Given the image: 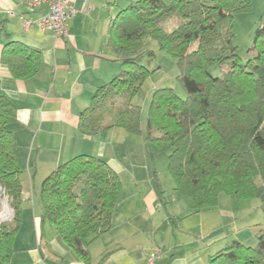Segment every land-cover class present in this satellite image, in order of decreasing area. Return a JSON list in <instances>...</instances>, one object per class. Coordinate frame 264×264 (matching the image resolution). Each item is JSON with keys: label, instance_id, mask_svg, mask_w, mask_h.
Wrapping results in <instances>:
<instances>
[{"label": "trees", "instance_id": "16d2710c", "mask_svg": "<svg viewBox=\"0 0 264 264\" xmlns=\"http://www.w3.org/2000/svg\"><path fill=\"white\" fill-rule=\"evenodd\" d=\"M251 5L252 0H136L121 9L107 38L121 69L96 89L79 115L84 135L115 127L140 134L142 109L135 98L157 70L143 62L155 55L149 40H157L176 58L187 96L171 87L153 92L147 139L167 153L175 190L191 213L216 208L221 193L256 197L264 212V25L255 31L246 62L237 52L232 27L235 14ZM40 54L38 48L11 40L1 60L16 78L25 79L38 73ZM16 113V104L0 92V184L14 212L0 224V264H13L22 221L23 168L9 127ZM154 178L163 194L156 171ZM122 192L118 172L104 158L75 155L43 179L42 221L88 262V247L110 230ZM209 264H264V228L256 247L230 240L210 256Z\"/></svg>", "mask_w": 264, "mask_h": 264}, {"label": "crops", "instance_id": "0c3cea01", "mask_svg": "<svg viewBox=\"0 0 264 264\" xmlns=\"http://www.w3.org/2000/svg\"><path fill=\"white\" fill-rule=\"evenodd\" d=\"M134 1L89 0L85 6L84 0H75L67 35L59 37L36 24L49 11L46 4L30 10L27 0H0V92L17 106L9 127L18 144L22 189L24 173L39 185L59 164L81 153L101 156L121 171L122 165L106 154L109 135L118 128L89 136L78 125L96 89L121 69L107 45L108 31L121 9ZM25 20L32 22L27 29ZM11 40L41 51L35 76L16 78L3 63V47ZM131 175L133 182L123 186L110 230L88 247V262L42 221L40 209L21 222L13 264H139L155 249L162 252L155 264H209L212 254L239 235L217 209L191 213L180 196L170 197L160 184L162 194L153 179L142 181L133 171Z\"/></svg>", "mask_w": 264, "mask_h": 264}, {"label": "rangeland", "instance_id": "374dc122", "mask_svg": "<svg viewBox=\"0 0 264 264\" xmlns=\"http://www.w3.org/2000/svg\"><path fill=\"white\" fill-rule=\"evenodd\" d=\"M261 24L264 25V0H252L249 10L236 13L234 16L232 22L235 34L234 44L244 62L252 57V52L249 49L252 46L255 31ZM149 49L154 51L155 55L150 60L146 57L143 62L151 70L156 68L157 70L145 80L141 91L135 98V102L142 109V132L132 134L122 127H117L118 129L109 135L110 144L106 154L122 165L119 172L122 186L126 187L133 182L131 171L137 173L142 181L153 179L152 181L157 184L154 178V171H156L162 187L170 197L174 193L175 199H178L179 194L174 190L172 176L168 169L167 153L160 151L151 140L147 139V116L151 96L156 89L171 87L183 98L187 96V90L178 80L179 68L176 58L160 48L157 40H149ZM23 179L25 183L22 189V221L42 209L41 184L38 185L36 180L34 182L28 173L23 174ZM215 209L222 212V215L225 214L224 221L228 226H236L239 235L234 239L243 242L247 246L256 247L257 234L261 228H264V212L258 198L221 193ZM9 213L10 209L5 211V215L1 217L11 216ZM9 218L7 221H9ZM24 231L25 228H22L20 237H22Z\"/></svg>", "mask_w": 264, "mask_h": 264}, {"label": "built area", "instance_id": "2783aa9c", "mask_svg": "<svg viewBox=\"0 0 264 264\" xmlns=\"http://www.w3.org/2000/svg\"><path fill=\"white\" fill-rule=\"evenodd\" d=\"M89 0H84V5L86 6ZM75 0H27V5L30 10L41 7L46 4L49 7V11L36 21V24L42 30H51L56 36L62 37L67 35L68 21L71 19L76 10L74 8ZM25 29L32 24L31 21L25 20ZM10 209L11 216L9 220L13 217V212L8 204L5 192L0 184V224L3 221H7L8 217H1L5 215V211ZM9 212V211H8ZM7 218V219H6ZM162 252L159 249L153 250L146 259L139 264H155V262L161 258Z\"/></svg>", "mask_w": 264, "mask_h": 264}, {"label": "water", "instance_id": "95a60500", "mask_svg": "<svg viewBox=\"0 0 264 264\" xmlns=\"http://www.w3.org/2000/svg\"><path fill=\"white\" fill-rule=\"evenodd\" d=\"M11 208V207H10ZM12 212H13V209L11 208Z\"/></svg>", "mask_w": 264, "mask_h": 264}]
</instances>
